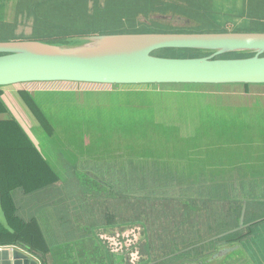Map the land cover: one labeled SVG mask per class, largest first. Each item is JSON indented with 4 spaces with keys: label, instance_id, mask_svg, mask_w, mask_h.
Returning <instances> with one entry per match:
<instances>
[{
    "label": "rangeland",
    "instance_id": "1",
    "mask_svg": "<svg viewBox=\"0 0 264 264\" xmlns=\"http://www.w3.org/2000/svg\"><path fill=\"white\" fill-rule=\"evenodd\" d=\"M208 32H264V0H0V41L77 45L84 37L102 34ZM157 55L208 54L169 49ZM108 86L58 83L27 88L38 104L36 112L30 107L35 118L43 122L42 116L50 124L42 127L46 142L41 139V153L49 159L57 153L50 159L58 170L54 183L29 194L39 192L36 199L48 200L39 203L49 211L47 216L74 232L79 224L94 225L95 253L102 246L113 254L124 248L128 261L137 264L147 253L156 259L165 249L174 253L201 240L205 228L224 232L238 227L247 202L245 223H257L227 237L225 241L240 243L242 249L226 264H264V119L252 129L248 115L259 106L264 109V85H139L134 89L139 96L143 92L141 99L127 94L123 106L117 102L124 94ZM132 103L152 106L155 122L149 127L157 122L166 127L173 120L177 131L169 135L161 127L156 138L150 130L148 137L133 140L128 122L141 119V110L134 111ZM117 112L121 118L126 114L124 126ZM226 113L228 126L221 119L212 127L220 132H212L211 125ZM130 141L134 150L127 146ZM144 141L149 145L136 149ZM143 159L146 163H140ZM144 232H149V241ZM74 244L81 245V240ZM181 260L174 256L164 263Z\"/></svg>",
    "mask_w": 264,
    "mask_h": 264
},
{
    "label": "water",
    "instance_id": "2",
    "mask_svg": "<svg viewBox=\"0 0 264 264\" xmlns=\"http://www.w3.org/2000/svg\"><path fill=\"white\" fill-rule=\"evenodd\" d=\"M77 45L39 40L0 41V88L31 83L134 85H264V32L117 33L84 37ZM205 52L194 58L161 57L162 50ZM228 54L245 58H220ZM247 202L239 226L245 223ZM241 244L224 247L225 257ZM218 257V258H219ZM0 264H42L0 247Z\"/></svg>",
    "mask_w": 264,
    "mask_h": 264
},
{
    "label": "crops",
    "instance_id": "3",
    "mask_svg": "<svg viewBox=\"0 0 264 264\" xmlns=\"http://www.w3.org/2000/svg\"><path fill=\"white\" fill-rule=\"evenodd\" d=\"M37 84L58 83L0 88V247L18 249L42 264H58L62 262L65 248L75 247L72 238L76 235L89 238L93 232L88 223L82 227L79 224L80 229H75L76 232L59 227V221L47 216L49 211L39 205L41 200L36 199L39 192L29 195L33 190L49 185L47 183H54L52 178L58 171L51 162L57 158V153L49 156L50 161L40 150L41 139L46 142L44 125L35 118L31 106L21 95L23 91L32 95L27 88ZM257 96L261 98V95ZM46 164L54 170L53 176L48 174ZM79 230L82 233L77 234ZM62 238L70 239L56 240ZM83 242L85 240H81V245ZM82 248L89 249L88 246ZM44 259H48L47 263Z\"/></svg>",
    "mask_w": 264,
    "mask_h": 264
},
{
    "label": "flooded vegetation",
    "instance_id": "4",
    "mask_svg": "<svg viewBox=\"0 0 264 264\" xmlns=\"http://www.w3.org/2000/svg\"><path fill=\"white\" fill-rule=\"evenodd\" d=\"M138 180H140V178ZM142 182H144L143 178L141 180V183ZM140 191L143 192V190H139L138 192ZM110 224H113V223H110ZM90 231H92L94 235V232H95L94 225L90 226ZM226 232H229V231L212 232L210 229L205 228V234L201 237V240L194 241V243L188 246L180 247V249H176L174 253L169 252L168 250L165 249L164 251H162L165 254H162L161 257H158L156 259H149L148 257L150 253H147L148 257L144 258L143 261L137 264H165L167 263L166 261H168L169 258L174 257V256L175 258L176 257L182 258L180 264H226L228 263V260L235 253V252H231L227 254L225 257H223L222 255L220 257L218 256L219 252L223 250L224 247L235 248V241L233 243L225 241L227 240L228 236L235 234V232L229 235H224ZM74 238H77L76 241L85 240V242H83L82 245L75 246L74 248L66 247L62 254V262L58 264H127V263L132 264L131 260L128 261L129 253H126L123 247H122L123 251H121V253H125L123 255H121V253L113 254L109 248L106 249V248H103V246L98 247V250L100 251V253H95L93 251V248H94L93 238L78 237L77 235ZM144 238H146V241H149V238H150L149 232H144ZM64 239H70V238H64ZM64 239L62 238V239H56V240L63 241ZM83 246H88L89 251L86 250L87 248L84 250H80ZM148 247L150 248L151 246H148ZM187 253L190 254V257L184 258L183 256ZM111 258L114 259L112 263L109 260ZM115 258H118L119 260H122L123 258L125 261L116 262Z\"/></svg>",
    "mask_w": 264,
    "mask_h": 264
},
{
    "label": "trees",
    "instance_id": "5",
    "mask_svg": "<svg viewBox=\"0 0 264 264\" xmlns=\"http://www.w3.org/2000/svg\"><path fill=\"white\" fill-rule=\"evenodd\" d=\"M139 85H134V86H108V87H111L114 89V91H117L119 89H122V91H120L122 94H124L123 98H121V102H117V104L123 106V100L124 98L126 97L127 94H130V95H134L135 99H141V96L143 95V92L141 93V95L139 96L137 94V91L134 89L135 87H138ZM143 87H146V88H150V87H154V86H177V85H141ZM191 86V85H189ZM212 87V88H216L215 86L213 85H205L203 86L204 88H208V87ZM242 86V85H240ZM250 85H243L242 87L244 88H248ZM235 89V87H232ZM123 89H132V90H125L123 91ZM87 94V93H86ZM21 95L23 96V98L28 102V104L31 106V108L36 112L37 111V107L38 104L36 103V101H34L32 95L28 92H25L23 91L21 93ZM90 95L92 96V93H88L87 96ZM139 96V97H137ZM148 98V97H147ZM119 99H113L111 100V102H116L118 101ZM134 106H136L137 108H134L133 110L136 111L137 109L141 110V119H139L138 121H129L128 122V128L129 130L127 131L128 134H130V136L132 138H135L133 140L135 141H138L137 138L140 137V136H146L148 137V133L150 130H152L154 132V135L158 132L161 131V127L165 128V132L167 134H172L174 132L177 131L178 129V122H175L173 120H171L172 123H169L166 127L164 125L166 124H162V125H158L160 124V122H157V124L154 125V127H149V123L152 122H155L154 119H152L151 117H153V112H152V106L151 105H137V104H134L132 103ZM92 106H95L94 103H91ZM110 104L108 105V108H109ZM111 108H113V105L110 106ZM262 106H259L257 107V109H255V112L252 113L251 111L248 112V115H250L249 117V122L252 124L251 128L254 126L255 129L257 127H260L261 126V123L259 122L260 120L264 119V109L261 108ZM249 109V108H248ZM202 110L204 111V107L202 106ZM116 113V112H115ZM114 113V114H115ZM118 113V112H117ZM227 114H222V117L219 119V120H216L212 125H211V128L212 127H216L218 126L220 123H221V119L223 120L222 123L225 125V126H228L225 122V119L227 117ZM40 115V114H39ZM236 117V116H235ZM238 117V116H237ZM236 117V119H237ZM49 118V117H48ZM47 118V119H48ZM118 118H119V121L121 122V125L124 126V122H125V118H126V114H125V118H121V115L120 113H118ZM41 119L43 122H41L45 127H50V124L48 123L49 121L48 120H44V118L41 116ZM197 126H199V128H203V124H200V123H197ZM120 125V124H119ZM198 128V127H197ZM253 129V128H252ZM212 132H220L219 129H215V128H212L211 129ZM157 136L155 135V138ZM135 142L133 141H130V143L127 144L128 148H133L132 150H134V146L131 145V144H134ZM149 141H144V142H141L142 145L140 146H137L136 149H139L141 147H143L144 145L148 146L149 145ZM130 151V150H129ZM139 162V161H138ZM140 163H146L143 159V162H140ZM46 167H47V172L49 175L52 174V176L55 174L54 170L51 168V166L49 164H46ZM170 188V187H168ZM167 193L170 191V189H166ZM165 194V193H164Z\"/></svg>",
    "mask_w": 264,
    "mask_h": 264
}]
</instances>
